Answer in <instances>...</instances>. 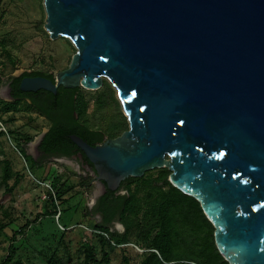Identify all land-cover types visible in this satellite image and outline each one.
<instances>
[{
    "label": "water",
    "instance_id": "water-1",
    "mask_svg": "<svg viewBox=\"0 0 264 264\" xmlns=\"http://www.w3.org/2000/svg\"><path fill=\"white\" fill-rule=\"evenodd\" d=\"M43 6L49 38L76 52L54 82L26 77L19 90L97 91L103 79L114 88L128 129L96 146L70 136L100 187L167 169L199 203L228 264H264V0Z\"/></svg>",
    "mask_w": 264,
    "mask_h": 264
},
{
    "label": "rangeland",
    "instance_id": "rangeland-1",
    "mask_svg": "<svg viewBox=\"0 0 264 264\" xmlns=\"http://www.w3.org/2000/svg\"><path fill=\"white\" fill-rule=\"evenodd\" d=\"M45 19L43 0H0V101H11L7 88L11 77L41 72L55 78L58 72L67 69L76 50L67 38L51 40L44 29ZM104 84L109 87L105 88ZM107 88L112 90L113 98L109 97ZM82 94L90 103L86 117L93 127L104 129L107 120L120 113L124 116L116 91L105 79L97 91L82 89ZM99 95L106 99L104 112L96 109L95 100ZM48 127L47 120L35 110L25 109L23 104L17 112H0V131L10 132L9 136L0 137V174L1 162L8 161L12 172L22 176L11 196L0 187V226L3 227L0 263L7 255L8 240L26 222L29 226L25 233L18 235L13 243L10 264H82V250L87 245L95 248L97 259L101 258L98 236L106 238L107 235L93 228L100 219L94 215L92 204L104 189L95 181V175L83 166L79 157L55 156L36 161L35 165L20 154L23 150L36 160L32 142ZM24 138H30V143L25 144ZM156 174V170H152L143 176L155 177ZM56 192L64 194L63 203H57L61 219L41 217L35 221L44 207L51 211L49 197ZM119 192L126 194L123 187ZM121 226L116 222L109 225V231L122 234ZM144 252L134 244L105 248L110 264H139Z\"/></svg>",
    "mask_w": 264,
    "mask_h": 264
},
{
    "label": "trees",
    "instance_id": "trees-1",
    "mask_svg": "<svg viewBox=\"0 0 264 264\" xmlns=\"http://www.w3.org/2000/svg\"><path fill=\"white\" fill-rule=\"evenodd\" d=\"M26 77H43L54 82L52 75L41 72H25L19 77H11L9 90L12 101H0V112L2 114L17 112L19 105L23 104L25 109H33L45 117L49 122V128L38 147L44 155L70 157L81 153L71 141V135L81 138L90 146H96L105 138L114 139L128 129L127 119L121 113L107 120L104 129L89 124L86 116L90 103L83 96L80 87L75 89L59 87L56 94L43 90L36 94L21 92L19 84ZM104 85L105 88L109 87ZM108 91L109 97L113 98L112 90ZM35 95L39 96L41 103L35 101ZM95 105L97 111L104 112L107 107L106 99L99 95ZM3 135L9 136L10 132L0 131V137ZM23 141L28 144L31 140L24 138ZM20 154L36 165L23 150ZM82 158L93 170V166L83 155ZM1 164L0 187L4 188L5 194L11 196L22 176L12 172L8 161H2ZM156 172L155 177L145 175L142 178H127L121 182L120 188L123 187L126 191L124 195H117L116 192L105 189L104 195L93 210L94 214L101 216V222L95 224L93 228L106 234L108 238L98 236L102 254L100 259H97L93 246H84L82 264H110L105 248L111 246V242L119 247L134 244L145 250L140 256L139 264H228L216 248L214 229L205 218L199 203L169 183L170 172L167 169H157ZM63 195L60 192L50 195L51 211L44 207L43 213L36 216L35 221L41 217L53 218L58 212L59 221L62 212L58 211L57 203H63ZM114 219L124 228L122 234L109 231V225ZM28 226L29 222H26L8 240L7 255L0 264L12 262L13 243L18 235L25 233ZM2 228L0 226V230ZM123 260L125 263L128 262L125 257Z\"/></svg>",
    "mask_w": 264,
    "mask_h": 264
},
{
    "label": "flooded vegetation",
    "instance_id": "flooded-vegetation-1",
    "mask_svg": "<svg viewBox=\"0 0 264 264\" xmlns=\"http://www.w3.org/2000/svg\"><path fill=\"white\" fill-rule=\"evenodd\" d=\"M9 83H10V82H8V85H7V88H8V97L11 99V96H10V90H9ZM37 92H38V91H37ZM34 94H36V92H35ZM34 99H35V101H36L37 103H41V100H40L39 96H36V95H35ZM11 101H12V99H11ZM11 101H10V102H11ZM27 102L30 103L29 100H27ZM43 118H44L45 120H47L45 117H43ZM48 128H49V127H48ZM46 131H48V129H47ZM42 139H43V138H42ZM107 140H109V139H106V138H105L103 142H105V141H107ZM41 141H42V140H41ZM41 141H40V143H41ZM103 142H102V143H103ZM40 143H39V144H40ZM102 143H101V144H102ZM39 144H38L37 146H35V152H36V156H37V158H36V160L33 159V161H35V162H36V161H38V162H42V161L45 160V159H48V158H51V157H55V156H46V155H44L43 153H41V152L38 150ZM98 145H99V144H98ZM56 157H59V158H65V159H68V158H73V159H75L76 157H79V159L81 160V163L83 164V166H86V167L89 169V171L92 172V174H93V170L90 169V167H89L88 165L85 164V162H84V160H83V158H82V156H81V153H78V154L72 155V156H70V157H64V156H56ZM94 179H95V177H94ZM95 181H97V180L95 179ZM119 191H120V185H119V187L117 188V190L112 191V192H116L117 195H121ZM104 193H105V190H103V191H102V194H100V195L97 197L96 202H95V204L93 205V208H92L93 210H94V208L96 207V205H97V203H98V200L101 198V196L104 195ZM94 215L98 216V218L100 219V222H101V216L98 215V214H94ZM116 222H118V221L114 219L113 222L110 223V226H113Z\"/></svg>",
    "mask_w": 264,
    "mask_h": 264
},
{
    "label": "built area",
    "instance_id": "built-area-1",
    "mask_svg": "<svg viewBox=\"0 0 264 264\" xmlns=\"http://www.w3.org/2000/svg\"><path fill=\"white\" fill-rule=\"evenodd\" d=\"M58 216H59V212H58V215H57L56 217L58 218ZM106 238H107V237H106ZM111 245L114 246V247H119V246L115 245V244L112 243V242H111Z\"/></svg>",
    "mask_w": 264,
    "mask_h": 264
}]
</instances>
